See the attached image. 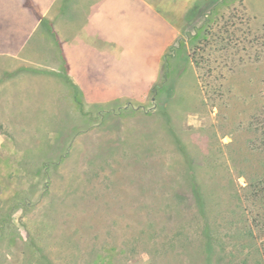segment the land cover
<instances>
[{
    "label": "rangeland",
    "instance_id": "rangeland-1",
    "mask_svg": "<svg viewBox=\"0 0 264 264\" xmlns=\"http://www.w3.org/2000/svg\"><path fill=\"white\" fill-rule=\"evenodd\" d=\"M173 30L140 104L0 91V264H264V0Z\"/></svg>",
    "mask_w": 264,
    "mask_h": 264
},
{
    "label": "crops",
    "instance_id": "crops-1",
    "mask_svg": "<svg viewBox=\"0 0 264 264\" xmlns=\"http://www.w3.org/2000/svg\"><path fill=\"white\" fill-rule=\"evenodd\" d=\"M188 7L189 0H0L7 107L27 109L30 98L41 106L44 88L51 99L98 110L153 98L177 35L173 19Z\"/></svg>",
    "mask_w": 264,
    "mask_h": 264
},
{
    "label": "trees",
    "instance_id": "trees-1",
    "mask_svg": "<svg viewBox=\"0 0 264 264\" xmlns=\"http://www.w3.org/2000/svg\"><path fill=\"white\" fill-rule=\"evenodd\" d=\"M261 185H262V186H261ZM253 187H254V188H259L260 191H264V179H262V180H260V181H258V182H255V183L253 184Z\"/></svg>",
    "mask_w": 264,
    "mask_h": 264
}]
</instances>
